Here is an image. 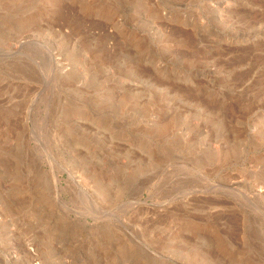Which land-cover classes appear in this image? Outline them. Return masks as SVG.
I'll return each mask as SVG.
<instances>
[{
	"label": "rangeland",
	"instance_id": "rangeland-1",
	"mask_svg": "<svg viewBox=\"0 0 264 264\" xmlns=\"http://www.w3.org/2000/svg\"><path fill=\"white\" fill-rule=\"evenodd\" d=\"M0 264H264V0H0Z\"/></svg>",
	"mask_w": 264,
	"mask_h": 264
}]
</instances>
